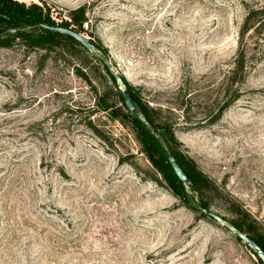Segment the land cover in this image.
I'll return each mask as SVG.
<instances>
[{
	"label": "rangeland",
	"instance_id": "374dc122",
	"mask_svg": "<svg viewBox=\"0 0 264 264\" xmlns=\"http://www.w3.org/2000/svg\"><path fill=\"white\" fill-rule=\"evenodd\" d=\"M17 1L46 3L50 12L38 20L63 26L69 10L86 4L81 33L151 107L176 108L162 115L177 124L179 151L217 187L210 209L230 219L239 205L264 245V55L216 123L194 124L227 100L247 5L264 0ZM41 53L20 40L0 46V264H262L231 231L186 206L130 121L97 110L91 119L102 137L85 124L103 92L118 112L96 58L69 44L45 61Z\"/></svg>",
	"mask_w": 264,
	"mask_h": 264
},
{
	"label": "trees",
	"instance_id": "16d2710c",
	"mask_svg": "<svg viewBox=\"0 0 264 264\" xmlns=\"http://www.w3.org/2000/svg\"><path fill=\"white\" fill-rule=\"evenodd\" d=\"M49 12L50 9L46 3L40 5L38 3L25 4L24 2L17 0H0V32L10 27H29L28 31L17 33L12 37H0V46L9 47L16 40H20L26 49L41 51L42 53L40 56L42 61L50 59L52 57V52H55L57 48L62 49L63 45L69 44L77 46L83 51L87 52V50L74 38L37 27V24L39 23L52 26L56 25L48 24L38 20L40 16L47 15ZM67 17L68 19L66 22L69 26H59L71 28L80 33L85 31L86 29H84V24L88 22L87 5L83 4L69 10L67 12ZM263 30L264 4L250 6L247 5L244 22L238 35V50L232 60V65L226 78L228 80L226 82V94H229V96L222 104L218 103L216 105V109L212 111H206L202 116L198 117V119H196L197 121H194L196 126H203L206 124L212 125L216 123L221 118L224 110L232 102L239 98L241 91L236 85L245 81L248 71L252 65L264 55V37H262L264 35V33H262ZM89 41L93 43L96 48H99L106 56L108 55L105 48L100 47L91 39ZM96 61L101 64L102 70L112 81V84L115 88L114 97L116 100L114 102L119 104L117 107L118 112H115L111 109L113 105H111L109 102L108 93L103 92V94L98 97L96 101V106L98 109L89 108L90 110L88 111V117L85 124L95 134L102 137L101 133L93 124L91 119V117L96 114L97 110L105 112L109 111V115L113 114L115 117L120 119L124 118L130 121L138 128L139 139L142 143V152L145 153L150 163L155 167V169H157L158 172L164 174V169H166V171L170 173L172 178L180 185L186 200L187 207L199 212L201 215H207L201 212L198 206H201L205 209H210L212 205L210 195H212L213 191L216 190L217 187L207 175L197 168L195 162L192 159L186 155H183L177 148L179 142L177 141L174 132L177 124L174 121V118H172L170 115H162L164 111H167V113L171 114L173 113V109L175 110L176 108L171 105H165L164 108L161 106L157 108L151 107L148 102L144 101L142 97L133 90L132 86H130L120 75L136 104L140 107L147 120L160 131V134L163 137L167 147L182 166L186 174L190 177L192 184L189 186L191 190V193L189 194L186 192L184 185L178 179L170 163L168 162L164 147L158 140L155 139L153 135L147 131L146 126L137 120L127 109L123 101V97L117 88L115 80L109 73L106 65L98 58H96ZM74 68L75 72L79 76L87 80V82H90L89 77L81 68L77 67L76 65H74ZM181 111L183 113L182 118L184 122L190 124L191 119L188 117L187 107H183ZM154 180L157 181V179ZM236 212L237 215L235 217H231L227 220L236 228L245 233L248 237L252 238L264 251V245L260 243L254 233L249 229V226L246 224V221H248L249 218L247 213L243 212L239 205ZM238 240L240 239L238 238ZM260 262L264 264L261 260Z\"/></svg>",
	"mask_w": 264,
	"mask_h": 264
},
{
	"label": "water",
	"instance_id": "95a60500",
	"mask_svg": "<svg viewBox=\"0 0 264 264\" xmlns=\"http://www.w3.org/2000/svg\"><path fill=\"white\" fill-rule=\"evenodd\" d=\"M37 27L46 29L48 31H52L57 34L66 35V36H70L74 38L87 50V52L91 56L100 59L101 62H103L106 65L109 73L113 76L115 80L117 88L123 97V101L127 109L133 114V116L137 120H139L142 124H144L147 128V131L151 135H153L156 140H158L161 143V145L165 149L167 160L170 163L174 173L176 174L178 179L181 181V183L184 185L186 192L191 193L189 186L192 184V181L190 177L186 174L182 166L179 164L177 159L173 156V154L167 147L163 137L160 134V131L156 129L147 120L146 116L143 114L140 107L136 104V102L130 95L125 82L123 81L122 77L117 73L115 67L111 64L109 58L100 49L96 48L95 45L91 43L89 39H87L82 33L76 30L63 27V26H59V25L52 26V25H47L43 23L37 24ZM28 30H29V27H10L8 29H5L3 32H0V37H12L17 33L25 32ZM198 208L201 212L209 215L215 221H217L222 226H224L226 229L231 231L236 237H238L242 242H244L251 251L256 253L259 259L264 263V251L252 238L248 237L245 233H243L241 230H239L234 225H232L227 219L223 218L221 215L215 213L211 209H205L201 206H198Z\"/></svg>",
	"mask_w": 264,
	"mask_h": 264
}]
</instances>
